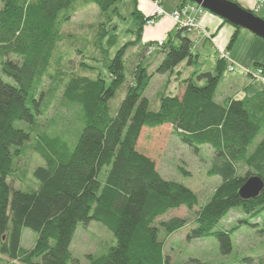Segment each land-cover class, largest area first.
<instances>
[{"label": "trees", "instance_id": "1", "mask_svg": "<svg viewBox=\"0 0 264 264\" xmlns=\"http://www.w3.org/2000/svg\"><path fill=\"white\" fill-rule=\"evenodd\" d=\"M123 0H2L0 9V256L15 264H77L70 252L78 227L100 223L114 237V245L99 256L87 255V264H172L163 253L160 230L165 237L191 226L186 240L214 237L221 255L232 250L230 231L215 227L234 208H240L258 223H241L264 238V189L256 199L244 201L238 191L246 180L258 177L264 183V89L243 99L215 102V93L227 65L218 59L214 73H193L183 82L181 97L164 96L157 111L149 110L144 92L155 76L173 74L184 60L192 64V42L186 30H178L164 41L160 64L152 71L141 61L152 42L140 45L142 26L149 21L135 7L136 39L120 46L117 4ZM188 0H181L183 6ZM93 5L103 17L96 47L105 55L104 75L92 78L72 75L61 88L60 103L75 113L61 132L43 134L30 144L43 161L32 172L35 189H16L7 179L15 172L14 159L28 132L14 127L22 122L31 127L49 107L50 97L39 92L57 49L59 27L77 8ZM179 6V7H180ZM228 24L227 22L223 21ZM233 27V26H232ZM230 40L231 47L240 29ZM128 49L139 58L132 84L115 108L113 101L126 82ZM79 51V50H77ZM80 52V51H79ZM264 72V64L255 68ZM86 69V68H85ZM95 70L94 68H89ZM1 75L16 85L5 83ZM194 79H197L196 81ZM197 82H204L199 86ZM72 124L78 127L71 130ZM168 126L194 154L209 147L213 156L209 177L220 184L209 200L194 212L192 224L186 219L159 221L180 208L192 211L196 195L185 186L164 180L155 162L139 151L141 133ZM74 130V131H73ZM260 138V139H259ZM259 139V140H258ZM35 140V141H34ZM21 150V151H20ZM36 238L30 250L21 247L22 231ZM244 264H264L252 258ZM183 264H206L191 259Z\"/></svg>", "mask_w": 264, "mask_h": 264}, {"label": "rangeland", "instance_id": "2", "mask_svg": "<svg viewBox=\"0 0 264 264\" xmlns=\"http://www.w3.org/2000/svg\"><path fill=\"white\" fill-rule=\"evenodd\" d=\"M162 2L164 9L159 4L158 7L168 13L167 8L174 6L176 0H162ZM154 3H157V1H152L151 6L147 0H123L117 4L120 13V17L116 20L118 41L116 46L110 51L111 56L120 46L136 39V33L130 32V30L134 31L138 27V21L133 19L131 15L134 8L136 7L146 17H150L151 12L155 8ZM2 4L3 2L0 0V9L2 8ZM251 13L264 20V11L259 12L257 15L254 12ZM103 20L99 10L90 4L80 9L77 8L76 11L74 10L68 22L59 27L57 49L48 67V73L41 79L39 85V92L45 94L46 100L49 99V93L52 88H56L57 92L47 110L40 117L35 118L31 127L22 122L14 123V127L30 134L31 142L25 143L21 149L22 151L20 150L21 152H19L20 156L13 160L15 172L7 179V182L12 187L16 189L28 187L35 189V184L37 183L33 180L32 172L36 167L42 166L44 163L34 153L30 144L33 139L38 138L40 135L61 132L64 129L65 122H74L75 120V113L66 110L60 103L61 88L64 81H67L72 75H85L92 78L96 77L98 73L104 75L105 55L95 44L100 23ZM150 21H153V24H148ZM177 31L178 28L168 16L160 18L151 17L142 26L140 41L135 48L148 41H152V45L145 49V54L141 61L143 66H149V72H152L160 64L163 58L161 52L166 50L165 42L160 47L161 49L156 50L153 54H148V49L158 44L159 41H166L168 36L174 37ZM186 31L185 36L193 42L196 48L194 49L195 53L199 52L204 57L199 62L194 59V63L192 64L184 60L174 69L173 74L153 77L143 95L149 102L150 111L155 112L159 109L160 100L164 96L181 97L185 88L183 81L193 77V73L198 75L202 73H214L217 60H215V56L213 55V49L208 42H202V38L193 32L197 31V29ZM251 35L249 32L240 29V35L233 44V53L240 55L241 59L244 60L258 58L257 56H262L264 59V51L258 48L256 44H251L248 41V39H254V36ZM255 41V43L260 42L257 38H255ZM202 43L203 49L201 47ZM226 54L229 55L230 51H227ZM126 57V82L112 103L115 108L122 100L126 88L132 84V74L140 60L139 58H141V56L137 55L135 49H128ZM219 59L227 64L226 60L220 57ZM89 68H94L95 70ZM242 68L236 67L234 72V70L229 71L227 65V70L224 72L215 93L216 103L222 104L224 99L231 98V80L228 79L231 75H241ZM260 69V67L255 68L253 63L249 66L251 73H247L246 76L250 77L248 81H251L252 85L246 95H251L264 88V82L259 79L260 77L254 76ZM261 71V78L264 79V72L262 69ZM1 79L7 84L16 85L12 78L5 75H1ZM194 80L196 81L197 79ZM197 84L202 86L204 82H197ZM77 127L78 124H72L71 130ZM138 146L139 151L149 156L155 162L157 172L164 180L185 186L198 199V206L194 210L189 211L185 208H180L170 212L159 221L167 222L174 218H180L186 219L191 225L194 212L209 200L214 189L221 182L218 177H209L207 175L213 156L212 150L209 147H203L198 154H194L187 145L183 144L172 133L171 128L168 126L154 130L144 129L141 133ZM261 219L262 217L260 218V216L256 219H251L240 208H234L219 222L215 227V231H230L237 226L240 227L231 235L232 250L226 256L221 255L219 244L214 237L191 241L186 240V236L191 228L189 225L167 238L164 232L160 230L159 240L164 243L163 253L169 257L172 264H183L191 259H197L206 264H244L242 260L245 258H252L255 262H258L264 258V238L259 237L253 229L241 222L247 220L249 223L254 224L260 222ZM35 238L36 235L32 231L24 229L22 231L21 247L25 250H30L34 245ZM113 245L114 237L112 234L100 223L92 222L85 228L78 227L70 246V252L78 261L77 264H87V255L99 256L106 253ZM0 264L15 263L6 261L5 257L0 256Z\"/></svg>", "mask_w": 264, "mask_h": 264}, {"label": "crops", "instance_id": "3", "mask_svg": "<svg viewBox=\"0 0 264 264\" xmlns=\"http://www.w3.org/2000/svg\"><path fill=\"white\" fill-rule=\"evenodd\" d=\"M147 1L151 6H152V1H157L159 6L162 9H164L162 6L163 5L162 0H147ZM180 4H181V0H176L174 6H172L171 8H167V12L168 13L172 12L173 10L178 8L180 6ZM236 4H238L241 8L251 12L255 6V0H239ZM261 11H264V9H260L256 13V15ZM147 17H149V16H147ZM198 24H199V28H197V31H193V32H195L198 36H200L202 38V40H203L202 42H208L209 43V45L211 46V48L214 51L213 55L215 56V60L219 59L221 53L226 54L227 51H230L229 55L226 54V56H227V60H226L227 64L226 65H228V67L230 65H233L234 72H235L236 67L237 68L243 67L241 75H236V76L231 75V77H229V79H228V80H231V86H230V90H231L230 95H232L231 98L243 99L244 97H250V96H253L256 93L262 91L264 88L262 90H259L255 93L251 94V95H246L248 89L252 85L251 81L250 82L248 81V80H250V77L248 78L246 76V74L251 73L249 71V66L252 63L254 66L256 64H264L263 57L257 56L258 58H252L250 60H248V59L244 60V59H241L242 57H240V55L233 53V51H232L233 45L231 47H229V45H230V40L235 33V29L231 25L224 23L222 19L216 17L215 15H212V14L205 11L199 17ZM239 35H240V32L238 33V36ZM253 38L254 39H248V41L251 44H256L258 48H260L264 51V41L257 38V40H260V42L255 43L256 37L254 36ZM148 42H146V43H148ZM150 42H152V41H150ZM261 42H263V43H261ZM201 47L203 49V47H204L203 43H202ZM194 49H196V48L192 42L193 57L196 61L199 62V60H201V58L204 57V55L200 54L199 52L195 53ZM261 61H263V62L261 63ZM193 63H194V61H193Z\"/></svg>", "mask_w": 264, "mask_h": 264}, {"label": "water", "instance_id": "4", "mask_svg": "<svg viewBox=\"0 0 264 264\" xmlns=\"http://www.w3.org/2000/svg\"><path fill=\"white\" fill-rule=\"evenodd\" d=\"M204 11L215 15L233 27L245 30L264 41V20L241 8L238 4L227 0H188ZM264 189V183L258 177H251L244 182L238 191L244 200L256 199Z\"/></svg>", "mask_w": 264, "mask_h": 264}, {"label": "built area", "instance_id": "5", "mask_svg": "<svg viewBox=\"0 0 264 264\" xmlns=\"http://www.w3.org/2000/svg\"><path fill=\"white\" fill-rule=\"evenodd\" d=\"M232 3H237L239 0H227ZM155 8L151 12V17H163V16H168L175 26L178 28V30H193L199 28L198 20L199 17L205 12L201 7L191 3L187 2L183 6H180L179 8L173 10L170 13H166L163 11L161 8L158 7V3H154ZM264 8V0H255V6L251 12H254L255 14L260 10ZM148 24H153V21H150ZM164 41H159L158 44L154 45L153 47L148 49V54H153L156 50H160L163 46ZM220 58L227 60L226 54L221 53ZM229 71H233L234 67L233 65H230L228 67ZM262 71L261 69L256 72L255 77H260L264 82V79L261 78Z\"/></svg>", "mask_w": 264, "mask_h": 264}]
</instances>
